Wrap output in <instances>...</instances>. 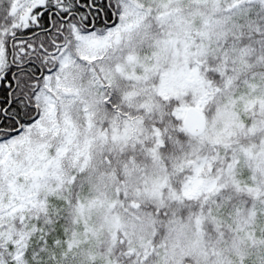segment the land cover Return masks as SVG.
I'll return each mask as SVG.
<instances>
[{
	"label": "snow or ice",
	"instance_id": "1",
	"mask_svg": "<svg viewBox=\"0 0 264 264\" xmlns=\"http://www.w3.org/2000/svg\"><path fill=\"white\" fill-rule=\"evenodd\" d=\"M0 264H264V0H0Z\"/></svg>",
	"mask_w": 264,
	"mask_h": 264
}]
</instances>
